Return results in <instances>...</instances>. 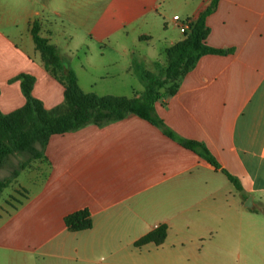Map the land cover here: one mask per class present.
I'll return each instance as SVG.
<instances>
[{
  "label": "crops",
  "instance_id": "crops-1",
  "mask_svg": "<svg viewBox=\"0 0 264 264\" xmlns=\"http://www.w3.org/2000/svg\"><path fill=\"white\" fill-rule=\"evenodd\" d=\"M162 1L0 0V111L23 105L22 73L35 77L32 94L45 108L63 99L62 84L35 49L33 22L84 92H142L139 72L148 69L135 57L136 44L164 40ZM210 1L183 0L184 18L173 15L193 20ZM97 11L95 25L116 21L103 29L107 37L123 34L96 65L86 58L74 65L51 29L84 24ZM170 23L180 31L172 17ZM206 25V43L229 51L201 56L176 93L154 104V114L177 135L201 142L220 168L134 114L52 135L43 156L21 168L27 173L12 191L22 193L21 204L0 207V264H264V0H218ZM129 26L131 34L122 30ZM181 39L167 38L165 48ZM83 209L91 228L68 230L64 217ZM160 225L167 227L162 244L134 246Z\"/></svg>",
  "mask_w": 264,
  "mask_h": 264
},
{
  "label": "trees",
  "instance_id": "trees-1",
  "mask_svg": "<svg viewBox=\"0 0 264 264\" xmlns=\"http://www.w3.org/2000/svg\"><path fill=\"white\" fill-rule=\"evenodd\" d=\"M217 1L211 0L193 20L187 19L188 27L183 32V38L164 49L166 60L156 73L148 70L139 72L144 89L131 97L84 92L79 87L73 70L61 60L55 45L39 33L38 23L33 22L31 34L35 49L40 54L45 70L62 84L63 99L54 107L45 108L42 101L32 94L35 77L25 73L16 77L25 101L22 106L8 113L0 111V167L9 156L18 153L29 155L26 161L20 163V168H24L32 160L40 159L52 135L77 130L89 124L102 126L120 120L128 114H134L152 122L166 136L198 153L215 168H220L216 158L201 142L177 135L154 114V104L176 93L183 77L201 56L225 54L229 51L211 47L206 43L209 32L206 17L215 9ZM221 171L237 190H241L236 177L223 168ZM18 172L19 170L14 168L11 177L0 178V194L10 186ZM17 194L22 193L18 191ZM11 198L21 204V200L16 196ZM14 206L16 208V205ZM64 223L70 231L86 230L92 226L90 214L86 209L66 215ZM166 234V225H160L135 241L134 246L140 247L147 243L158 246L163 243Z\"/></svg>",
  "mask_w": 264,
  "mask_h": 264
},
{
  "label": "rangeland",
  "instance_id": "rangeland-1",
  "mask_svg": "<svg viewBox=\"0 0 264 264\" xmlns=\"http://www.w3.org/2000/svg\"><path fill=\"white\" fill-rule=\"evenodd\" d=\"M92 0H90L91 2ZM100 4L107 3V0H98ZM183 0H163L162 1V8L160 9V19L162 20V36H164V40L162 39H155L148 42L142 41L141 44H136V58H144L146 59L145 68L148 69L150 72H155L159 70L161 65L165 63L166 57L163 51H160L163 46L167 45V38H183V33H181L176 27H174L170 23V19L173 13H178L182 18H184L185 13L188 10L182 4ZM98 16V11L92 18L84 24H76V25H65V27H54V30L51 29L52 33L54 32V38L56 42L61 47V50L64 55H66L72 64H77L79 60H84L85 58L88 60L89 63L96 65L98 61L104 57H107L108 49L115 48L116 43L119 42V37L123 34V31L118 30L117 34H112L111 36L106 35L105 32L111 31L110 29L116 26V21L110 18L109 21H106L99 26L94 24V20ZM130 27V26H129ZM126 27L122 30L130 31L131 34V27ZM164 34V35H163ZM133 35V34H132ZM130 35V36H132ZM129 36V37H130ZM111 41V43H110ZM128 44L132 45L130 41H127ZM117 51L119 49H116ZM116 54V53H115ZM114 55V54H112ZM154 62V63H152ZM157 72V71H156ZM120 79L126 77L124 72L120 73ZM127 78H129L127 76ZM130 84L136 88V86L140 85L136 80L130 79ZM142 88L144 87L142 83ZM122 92H125L128 96L131 94V89L129 86L121 89ZM29 157L28 154L25 153H18L9 156L3 166L0 167V178L11 177L13 169L21 170L19 167L21 162H24ZM24 171V172H23ZM26 170H21V175L19 178L13 182L9 187L5 188L3 192L0 194V207H5L6 210H11L12 206L17 204V201L11 198V196H16L19 199L21 198L17 194L13 193L12 191L17 187V183H20L22 177ZM27 173V172H26ZM14 180V179H13ZM9 201V203H8ZM236 259H233L232 264H238ZM217 264H224L220 260H217Z\"/></svg>",
  "mask_w": 264,
  "mask_h": 264
},
{
  "label": "built area",
  "instance_id": "built-area-1",
  "mask_svg": "<svg viewBox=\"0 0 264 264\" xmlns=\"http://www.w3.org/2000/svg\"><path fill=\"white\" fill-rule=\"evenodd\" d=\"M172 20L177 23L181 32H184L188 27V20L180 19L179 15H173Z\"/></svg>",
  "mask_w": 264,
  "mask_h": 264
},
{
  "label": "water",
  "instance_id": "water-1",
  "mask_svg": "<svg viewBox=\"0 0 264 264\" xmlns=\"http://www.w3.org/2000/svg\"><path fill=\"white\" fill-rule=\"evenodd\" d=\"M251 200H252L251 197H248V198L246 199V202H245L244 206L250 208L251 205H252V204H251Z\"/></svg>",
  "mask_w": 264,
  "mask_h": 264
}]
</instances>
